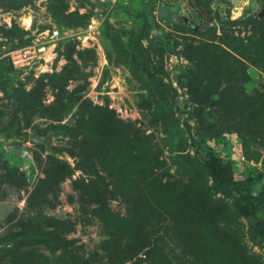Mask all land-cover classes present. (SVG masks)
Listing matches in <instances>:
<instances>
[{"label": "rangeland", "instance_id": "obj_1", "mask_svg": "<svg viewBox=\"0 0 264 264\" xmlns=\"http://www.w3.org/2000/svg\"><path fill=\"white\" fill-rule=\"evenodd\" d=\"M197 1L0 0V264H264V0Z\"/></svg>", "mask_w": 264, "mask_h": 264}, {"label": "trees", "instance_id": "obj_2", "mask_svg": "<svg viewBox=\"0 0 264 264\" xmlns=\"http://www.w3.org/2000/svg\"><path fill=\"white\" fill-rule=\"evenodd\" d=\"M189 3L191 4V6H193V8L195 10H197L201 15H205V11H204V7H202L199 2L197 0H188ZM132 0H127L124 3H121L117 6H115L114 8H119L122 10H128L131 6ZM158 14L165 18V19H169V20H173L176 18L177 14L170 11L168 8L166 7H159L158 8ZM181 20V19H180ZM183 20V19H182ZM189 22V21H188ZM196 26V25H193ZM177 43L174 42L172 43V47H176ZM206 166L209 169V171L212 174V177L214 178V180L223 188H227L231 185H233V177H232V173H231V169L227 164H224L221 159L211 150L208 149L206 151ZM96 201L94 202L96 206H100V207H104L106 208L107 206V201L102 200L101 198H97L95 199ZM78 211L79 214L87 221H91L92 219H87V215H88V206L86 205V203L83 202V200H78ZM100 211H98V209L93 210V214L92 216L97 218V214ZM238 212L245 216V217H252L255 214V207L251 206V205H240L238 207ZM55 244V241H52ZM116 254H119V252H117ZM93 255H96V252H93ZM172 264V263H169Z\"/></svg>", "mask_w": 264, "mask_h": 264}, {"label": "built area", "instance_id": "obj_3", "mask_svg": "<svg viewBox=\"0 0 264 264\" xmlns=\"http://www.w3.org/2000/svg\"><path fill=\"white\" fill-rule=\"evenodd\" d=\"M99 2L105 4L106 6H109L110 8H114L115 6L124 3L127 0H98ZM58 34L57 31L53 32V36H56ZM15 55L12 56V62L15 68L21 69L24 68L25 66V57L24 55L20 52V50L14 51Z\"/></svg>", "mask_w": 264, "mask_h": 264}, {"label": "water", "instance_id": "obj_4", "mask_svg": "<svg viewBox=\"0 0 264 264\" xmlns=\"http://www.w3.org/2000/svg\"><path fill=\"white\" fill-rule=\"evenodd\" d=\"M30 141L38 144V145H44L45 150L48 154L54 155V151L52 148V133H48L47 135H39L35 132H33L30 137Z\"/></svg>", "mask_w": 264, "mask_h": 264}]
</instances>
